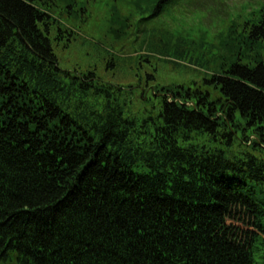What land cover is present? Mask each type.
<instances>
[{"label":"trees","instance_id":"16d2710c","mask_svg":"<svg viewBox=\"0 0 264 264\" xmlns=\"http://www.w3.org/2000/svg\"><path fill=\"white\" fill-rule=\"evenodd\" d=\"M148 1L138 22L111 16L113 39L136 38L174 0ZM256 14L218 43L226 68L201 88L149 90L134 110L131 86L60 67L52 42L73 32L46 0H0V264H264ZM151 34L130 59L177 64L181 46Z\"/></svg>","mask_w":264,"mask_h":264},{"label":"rangeland","instance_id":"374dc122","mask_svg":"<svg viewBox=\"0 0 264 264\" xmlns=\"http://www.w3.org/2000/svg\"><path fill=\"white\" fill-rule=\"evenodd\" d=\"M70 1L46 0L49 13L73 32L74 40L67 47L62 44L72 34L62 33L60 42H52L60 67L84 70L90 66L100 80L131 86L134 110L151 105L149 90L201 88L208 74L225 69L224 52L218 43L231 28L248 29V23L264 7V0H174L144 22L136 38L133 33L128 39L115 40L108 32L111 16L117 13L121 18L131 17V23L138 22L148 14H141L137 8L143 11L150 5L148 0ZM149 33L157 45L178 43L183 50L181 60L175 64L158 54L130 59L144 54L143 50L140 53V42Z\"/></svg>","mask_w":264,"mask_h":264}]
</instances>
